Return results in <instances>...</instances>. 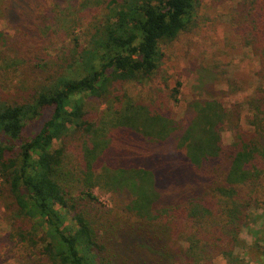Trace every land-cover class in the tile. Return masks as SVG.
Listing matches in <instances>:
<instances>
[{
    "label": "trees",
    "instance_id": "obj_1",
    "mask_svg": "<svg viewBox=\"0 0 264 264\" xmlns=\"http://www.w3.org/2000/svg\"><path fill=\"white\" fill-rule=\"evenodd\" d=\"M18 1L0 0V18L21 16L26 2ZM197 1L107 0L109 20L94 28L92 47L81 50L72 39L66 66L78 65L80 76L62 69L25 98H0V177L19 215L8 236L26 258L209 264L221 255L233 264L251 210L264 219V87L248 101L250 129L239 124L238 106L224 107L204 83L209 98L178 119L167 101L144 103L122 87L160 73L162 44L196 25ZM234 13L244 43L263 61L264 83V0H242ZM198 74L212 77L206 68ZM180 86L176 80L169 101ZM83 95L105 104L102 119L88 116ZM225 124L233 129L228 145ZM73 148L77 174L65 165ZM94 187L117 195V207L100 209Z\"/></svg>",
    "mask_w": 264,
    "mask_h": 264
},
{
    "label": "rangeland",
    "instance_id": "obj_2",
    "mask_svg": "<svg viewBox=\"0 0 264 264\" xmlns=\"http://www.w3.org/2000/svg\"><path fill=\"white\" fill-rule=\"evenodd\" d=\"M106 1L25 0L26 5L19 9L21 16H14L12 12L11 16L0 18V98L8 101L15 97L25 98L31 87L57 76L62 69L66 70V62L76 50L72 41L74 37L81 50L90 49L94 28L109 20L103 16ZM241 2H195L196 25L170 43L162 44L164 56L160 73L145 84L124 83L123 89L144 103L167 101L169 115L178 119L189 112L194 101L209 98L201 89L200 84L204 83L224 107L238 106L239 124L250 129L247 118L253 115V109L248 101L264 87L258 77L263 61L244 43L241 31L232 20ZM200 68L210 70L212 77L200 81ZM66 71L70 75H81L78 65L68 67ZM176 80L181 82L177 101H169L168 92ZM81 99L85 101L88 116L104 117V103L89 100L84 95ZM30 132L27 130L26 135ZM232 139L233 129L225 124L221 129L222 143L228 145ZM53 144L58 146L56 141ZM74 152V148L69 150L72 157L65 165L77 174L79 168ZM161 154L167 155L168 151L163 150ZM92 194L101 205L98 207L103 206L100 209L117 207L118 197L110 191L94 187ZM16 210L0 177V264H38L33 258H26L24 249L17 247L8 236L19 218ZM260 213L261 209L251 210L249 224L239 235L241 245L234 249L233 264H264V219H260ZM209 264H231V260L216 255Z\"/></svg>",
    "mask_w": 264,
    "mask_h": 264
}]
</instances>
